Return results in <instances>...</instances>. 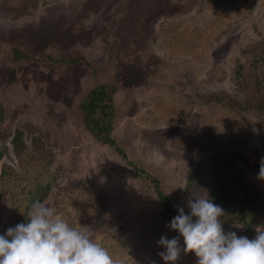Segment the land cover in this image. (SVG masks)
<instances>
[{
	"label": "rangeland",
	"instance_id": "rangeland-1",
	"mask_svg": "<svg viewBox=\"0 0 264 264\" xmlns=\"http://www.w3.org/2000/svg\"><path fill=\"white\" fill-rule=\"evenodd\" d=\"M102 79L113 85L95 118L138 169L87 125V91ZM0 154V234L39 200L87 226L116 264H164L158 241L179 233L148 174L176 209L257 197L247 219L220 218L253 239L264 228V0H0Z\"/></svg>",
	"mask_w": 264,
	"mask_h": 264
},
{
	"label": "clouds",
	"instance_id": "clouds-1",
	"mask_svg": "<svg viewBox=\"0 0 264 264\" xmlns=\"http://www.w3.org/2000/svg\"><path fill=\"white\" fill-rule=\"evenodd\" d=\"M258 179L264 180V158ZM177 207L167 225L179 236H161L158 255L164 264H176L181 255L194 253L197 264H264V228L253 239L225 233L220 217L224 209L209 198L189 200ZM243 228V226L234 225ZM183 238V244L180 243ZM0 264H116L108 250L94 241L87 226L72 227L53 207L34 201L26 222L0 234Z\"/></svg>",
	"mask_w": 264,
	"mask_h": 264
},
{
	"label": "trees",
	"instance_id": "trees-1",
	"mask_svg": "<svg viewBox=\"0 0 264 264\" xmlns=\"http://www.w3.org/2000/svg\"><path fill=\"white\" fill-rule=\"evenodd\" d=\"M142 21H144V19ZM126 44H127V49H133L130 45H133L134 47L136 45L134 41L129 42L128 38H127ZM138 51L139 50H137V54H138ZM15 55L16 57L21 56L18 51L15 52ZM137 56H138V59H140L141 56L139 54ZM111 85L108 83L107 80L102 79L100 80L98 84H95L94 86L89 87V91L87 92L91 97V102L89 101V102L84 103L86 107H83L84 113L86 114V122L88 125L90 121V123L92 124V130L94 131V135L97 137L98 140H100V142L112 146L117 152H119L122 155L124 159L127 160L128 165H133V167L138 169L136 164L127 158V154L125 153L124 149L120 145H118L114 137L111 135L112 126L107 125L104 129H101L100 121L97 118H95L96 108L99 102L101 103L105 101L104 100L105 93L107 92V88L110 87ZM115 86H112V88L114 89ZM112 99L113 98L107 99V100L110 102ZM0 158H1V154H0ZM147 176L152 179L154 190L160 199V203L162 206V210L160 211V214L162 218L170 219V218L175 217L178 214V211L173 205L170 197L166 195L164 191L162 190L160 181L154 176H150L148 174ZM191 183L192 181L190 180L188 182V186ZM245 194L243 196V199L239 201H237L236 199H233L226 193L212 194L213 198L211 199L213 200V202L218 204L220 207L224 209V214L220 218L223 220H226V219L229 220L233 218L232 216L234 217L239 216L242 220L247 219L252 214L251 212L254 211L253 204L258 202V198L257 197H247ZM185 212L189 213L190 210H185ZM263 212H264V205H263Z\"/></svg>",
	"mask_w": 264,
	"mask_h": 264
},
{
	"label": "crops",
	"instance_id": "crops-1",
	"mask_svg": "<svg viewBox=\"0 0 264 264\" xmlns=\"http://www.w3.org/2000/svg\"><path fill=\"white\" fill-rule=\"evenodd\" d=\"M62 11H64V10H62ZM63 18H66V17H63ZM65 20V19H64ZM65 22L67 23L68 22V25L70 24V21H67V20H65ZM71 26V25H70ZM70 28H72V27H70ZM102 78V77H101Z\"/></svg>",
	"mask_w": 264,
	"mask_h": 264
}]
</instances>
